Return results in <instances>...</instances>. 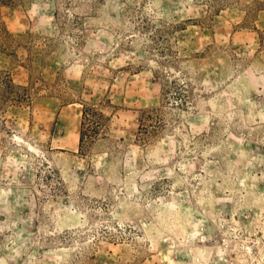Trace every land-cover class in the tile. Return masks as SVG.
Instances as JSON below:
<instances>
[{
  "label": "rangeland",
  "instance_id": "rangeland-1",
  "mask_svg": "<svg viewBox=\"0 0 264 264\" xmlns=\"http://www.w3.org/2000/svg\"><path fill=\"white\" fill-rule=\"evenodd\" d=\"M0 264H264V0H0Z\"/></svg>",
  "mask_w": 264,
  "mask_h": 264
}]
</instances>
